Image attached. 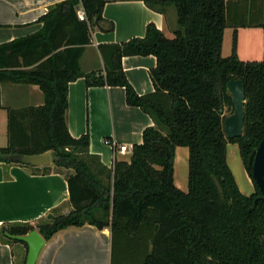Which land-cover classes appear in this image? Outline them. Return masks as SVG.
<instances>
[{
	"label": "trees",
	"instance_id": "16d2710c",
	"mask_svg": "<svg viewBox=\"0 0 264 264\" xmlns=\"http://www.w3.org/2000/svg\"><path fill=\"white\" fill-rule=\"evenodd\" d=\"M142 1L158 13L173 6V38L148 24L142 38L99 45L103 73H83L79 60L93 29L113 31L102 17L106 0L56 3L39 18L42 26L36 33L0 45V78L2 68L10 67V82L37 85L44 97L42 106L7 111L0 166L4 173L11 166L34 175L54 171L64 176L69 194L67 214L53 210L37 222L0 228L2 239L24 248L20 264L25 263L26 244L4 233L36 230L48 241L64 229L84 225L110 229L111 264H264V200L248 164L264 136V57L260 62L239 60L235 34L231 54L221 55L225 29L236 27L226 0ZM78 10L85 21L78 19ZM260 27L264 41V21ZM148 55L156 58L149 72L153 92L139 96L126 80L121 60ZM78 78L87 87L124 88L126 104L152 119L153 126L142 131V142L133 145L129 162L115 160L106 168L89 154L87 134L70 136L68 84ZM230 79L242 80L245 93L242 135L233 140L223 130L225 110L233 111L225 88ZM227 144L237 145L253 186L249 196L239 190L228 166ZM176 147L189 152L187 193L173 184ZM49 152L55 170L11 160Z\"/></svg>",
	"mask_w": 264,
	"mask_h": 264
},
{
	"label": "crops",
	"instance_id": "0c3cea01",
	"mask_svg": "<svg viewBox=\"0 0 264 264\" xmlns=\"http://www.w3.org/2000/svg\"><path fill=\"white\" fill-rule=\"evenodd\" d=\"M62 1L0 0V45L36 33L42 26L39 18L47 13L50 6ZM106 1L102 17L114 28L110 32L93 29L91 43L84 48L79 60L83 73H103L104 62L99 45L142 38L148 24H153L167 39L173 38L177 28L173 6L166 5L164 12L158 13L149 9L142 0ZM226 6L228 18L236 27L225 29L221 55L227 57L231 54L235 34L238 59L243 62L262 61L264 41L260 25L264 21V0H226ZM9 60L17 62L13 58ZM18 62L21 63V58ZM121 65L126 80L137 95L153 92L149 72L156 66L154 56H125ZM10 69L3 67L0 78V148L7 145V111L44 104L43 94L37 85L17 84L7 79ZM66 125L73 138L87 134L89 154L104 167L111 168L115 160L129 162L130 154L115 156L104 142L110 140L116 146L126 145L131 151L133 145L142 142V131L153 126V121L140 108L126 104L124 88L87 87L84 79L78 78L68 84ZM227 149L228 144V163ZM235 150L238 154V148ZM188 157L186 147L175 148L173 184L184 193L188 191ZM238 158L240 160L239 154ZM247 179L250 182L248 176ZM68 200L63 175L54 171L34 175L19 166H11L4 173L0 166V228L7 224L37 222L53 210L57 214H67L70 210ZM111 249L109 228L99 230L91 225L69 227L45 241L35 264H111ZM24 251L21 245H11L0 237V264H20Z\"/></svg>",
	"mask_w": 264,
	"mask_h": 264
},
{
	"label": "water",
	"instance_id": "95a60500",
	"mask_svg": "<svg viewBox=\"0 0 264 264\" xmlns=\"http://www.w3.org/2000/svg\"><path fill=\"white\" fill-rule=\"evenodd\" d=\"M226 92L230 97L233 111L223 120V130L227 140H233L242 135L244 120L245 93L244 85L240 79H230L226 83ZM15 163L30 167L48 166L50 157L48 153L39 156L16 155L11 157ZM248 164L251 166V178L260 191L264 200V136L258 146L248 156ZM10 240L20 241L26 244L27 254L25 264H35L45 240L36 231H30L26 235H10L4 233Z\"/></svg>",
	"mask_w": 264,
	"mask_h": 264
},
{
	"label": "rangeland",
	"instance_id": "374dc122",
	"mask_svg": "<svg viewBox=\"0 0 264 264\" xmlns=\"http://www.w3.org/2000/svg\"><path fill=\"white\" fill-rule=\"evenodd\" d=\"M230 113L228 110H225V113L224 115L225 116H228ZM237 149V145H233V144H228V165H229V168L231 169L232 171V174L235 178V181L238 185V188L239 190L244 194V195H247L249 196L252 192H253V186L251 184V182H248V179H247V176H245V171H244V168L238 158V154L236 153V150ZM231 150H233V152L231 153ZM49 157H50V164H49V167L52 169V170H55L52 162H51V153L49 152L48 153ZM91 163L94 165V163L91 161ZM59 170V169H58ZM62 171V170H60ZM97 216L100 218V219H103V216H101V213H98L97 212ZM23 255V254H22Z\"/></svg>",
	"mask_w": 264,
	"mask_h": 264
},
{
	"label": "built area",
	"instance_id": "2783aa9c",
	"mask_svg": "<svg viewBox=\"0 0 264 264\" xmlns=\"http://www.w3.org/2000/svg\"><path fill=\"white\" fill-rule=\"evenodd\" d=\"M77 17L80 21L86 20L84 12L82 10H78ZM104 144L109 146L112 149L115 156H125L131 153L130 149H128L126 145L116 146L110 140H106Z\"/></svg>",
	"mask_w": 264,
	"mask_h": 264
}]
</instances>
